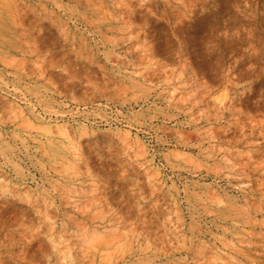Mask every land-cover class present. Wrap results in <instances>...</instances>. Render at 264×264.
Listing matches in <instances>:
<instances>
[{"label":"rangeland","instance_id":"obj_1","mask_svg":"<svg viewBox=\"0 0 264 264\" xmlns=\"http://www.w3.org/2000/svg\"><path fill=\"white\" fill-rule=\"evenodd\" d=\"M263 93L264 0H0V264H264Z\"/></svg>","mask_w":264,"mask_h":264},{"label":"bare ground","instance_id":"obj_2","mask_svg":"<svg viewBox=\"0 0 264 264\" xmlns=\"http://www.w3.org/2000/svg\"><path fill=\"white\" fill-rule=\"evenodd\" d=\"M222 2V1H221ZM228 4L226 5V4H224L223 3V5H221V8H220V16L222 17V18H224L226 15H227V13H228ZM219 12V11H218ZM226 12V13H225ZM231 12V11H230ZM138 13V12H137ZM225 13V14H224ZM205 17V16H204ZM220 17V18H221ZM209 18V17H208ZM208 20V19H207ZM208 23V22H207ZM206 23V24H207ZM202 28V27H201ZM207 29V28H206ZM207 31V30H206ZM211 31V30H210ZM209 31V32H210ZM192 35V34H191ZM200 35V34H199ZM203 35V34H202ZM189 36V35H188ZM194 36V35H193ZM208 36V35H207ZM197 37H198V34H197ZM167 39V38H166ZM201 39H203V38H201ZM218 39V38H217ZM206 40V39H205ZM163 41V40H162ZM215 41V40H214ZM164 42H165V40H164ZM206 42V41H205ZM205 42H202V43H200L201 44V46H200V51L198 52L199 53V55H200V57H201V65H200V67H201V69L202 70H205L207 67H206V64H207V66H208V63H207V56L206 55H208V54H206V51H207V49H208V47L205 45V44H203V43H205ZM209 42V41H208ZM166 43V42H165ZM192 43V42H191ZM163 45H164V43H163ZM196 45V44H195ZM205 45V46H204ZM208 45V44H207ZM212 45V44H211ZM165 46H166V44H165ZM197 46H199V45H197ZM169 47V46H168ZM164 48V47H163ZM173 48H175V47H173ZM205 49H206V51H205ZM191 50V49H190ZM197 50V49H196ZM195 50V51H196ZM194 52V51H193ZM194 55V54H193ZM199 57V56H198ZM211 60V59H210ZM192 62H194V61H192ZM215 62V61H214ZM196 63V62H195ZM200 63V62H199ZM212 65V64H211ZM214 65V64H213ZM208 67H210V66H208ZM215 67V66H214ZM200 69V70H201ZM210 69V68H209ZM208 69V70H209ZM208 70H206V71H208ZM205 71V72H206ZM203 72V71H202ZM204 74V73H203ZM208 75V74H207ZM264 94V93H263ZM260 103V102H259ZM263 103V102H262ZM263 106V105H262ZM262 106H261V108H262ZM264 108V107H263ZM259 109V108H258Z\"/></svg>","mask_w":264,"mask_h":264}]
</instances>
